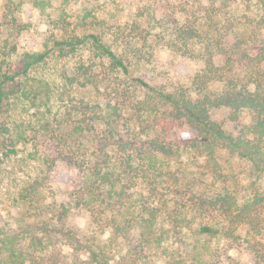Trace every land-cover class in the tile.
<instances>
[{
	"label": "trees",
	"instance_id": "16d2710c",
	"mask_svg": "<svg viewBox=\"0 0 264 264\" xmlns=\"http://www.w3.org/2000/svg\"><path fill=\"white\" fill-rule=\"evenodd\" d=\"M5 1L9 10L32 6L53 25L77 5ZM136 1L126 21L107 5L101 19L76 23L79 33L19 54L17 68L10 60L16 46H8L23 29L11 17L14 28L4 35L2 17L0 164L17 143L38 138L43 166L64 169L73 189L57 205L46 201L44 177L20 187V214L0 220V264H224L240 228L264 229V0ZM52 2L60 4L54 18ZM156 46L196 61L199 71L179 85L141 74ZM47 72L87 86L107 82L115 103L70 98L72 77L67 85L43 82ZM63 88L55 105L61 118L48 117L37 130L26 125L29 132L22 119L11 129L19 101L47 105ZM176 130L188 134L173 137ZM221 154L238 159V169L226 172ZM71 206L85 208L93 235L79 237L68 226ZM105 231L107 241L98 242Z\"/></svg>",
	"mask_w": 264,
	"mask_h": 264
},
{
	"label": "rangeland",
	"instance_id": "374dc122",
	"mask_svg": "<svg viewBox=\"0 0 264 264\" xmlns=\"http://www.w3.org/2000/svg\"><path fill=\"white\" fill-rule=\"evenodd\" d=\"M114 1L113 5H109ZM76 4L72 7V4L65 10L64 18L66 21L62 25H53L52 20H48L46 15L36 12L32 6H26L20 8V10H14L10 7V4L5 0H0V21L4 16V35L5 32L14 28L13 22L10 18H14L15 23L19 24L23 29L19 39H14L8 46H16V54L13 55L10 60L16 64L20 61L21 53H33L34 51H40L45 42L48 40L59 37L63 34H70L72 32L79 33L81 28L76 25L81 19L86 16L96 15L98 19H101L106 13L103 14L105 7L110 8L116 7L119 10H123L122 14L117 20L124 22L128 15H132L139 4L136 0H76ZM58 2H52L49 11L51 10V17L57 16L55 12V6L58 7ZM108 5V6H107ZM7 6V7H6ZM8 9V10H7ZM109 10V11H110ZM8 15V16H7ZM90 22L91 18L88 17ZM8 23V25L6 24ZM84 57L90 55L88 51L82 49ZM82 55L79 56V60ZM77 59V58H76ZM73 65V62H72ZM71 66L70 63L65 64L66 68ZM200 64L196 61L179 56L169 51L160 48L159 46L154 47L152 50L151 63L144 66L140 72L143 75H159L160 81L168 80L173 85L186 84L190 79L199 71ZM72 77L71 95L65 91L64 96L70 95V98H86L97 100L101 103H115V99L110 96L113 88L109 83L105 82L100 85H86L85 81L76 76H69V79H65L63 76H55L54 74H47L41 77V80L52 82V83H64L67 85ZM83 80L84 82H82ZM79 82L82 84H79ZM53 86V85H51ZM63 89L54 91L53 100L48 102L47 105H43L42 102L35 104L29 100L19 101L21 103V110L18 113V119L14 121V125H11V129L15 127L17 130L20 125L18 122L22 120L24 122V130H37L45 125V119L48 117H59L63 115L62 110H57L55 107L56 102L63 97ZM63 99V98H62ZM59 102V101H58ZM45 103V102H43ZM51 107V114H46V108ZM57 110V112H56ZM227 113L224 115H217L215 119L220 122L223 121ZM28 129H27V126ZM187 131L176 130L174 136H187ZM39 135V134H38ZM17 152L9 159L3 161L0 164V220L8 218L9 216L17 217L20 213V209L14 203L15 194L20 187L26 182L33 180L37 177L45 178V197L47 203L56 202L57 205L65 203L67 195L73 189L70 182L71 175L66 173L64 169L58 168L56 170L48 171L43 166L44 160L42 148L40 147L39 140L31 142H19L16 144ZM219 161L226 172H231V169L237 170L240 161L238 159L230 160L226 154H221ZM261 186H264V182L261 181ZM246 190V189H245ZM248 192H246L247 194ZM245 191H241V196L245 197ZM261 215H264V209L261 210ZM89 215L85 208L71 206L67 215L66 223L79 237L93 235V231L88 229V218ZM249 226H243L239 229L238 239L236 242H229V258L222 257L224 264H264V229L260 234H255L251 229L248 230ZM98 242H105L109 237V233L105 231L103 234H96ZM120 253L124 254V244L120 248ZM141 264H159L155 259H150L146 263Z\"/></svg>",
	"mask_w": 264,
	"mask_h": 264
}]
</instances>
